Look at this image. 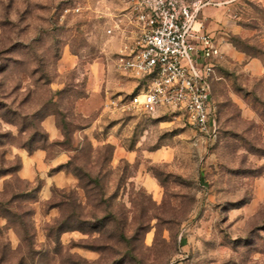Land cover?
I'll return each instance as SVG.
<instances>
[{"label":"rangeland","instance_id":"rangeland-1","mask_svg":"<svg viewBox=\"0 0 264 264\" xmlns=\"http://www.w3.org/2000/svg\"><path fill=\"white\" fill-rule=\"evenodd\" d=\"M230 13L209 138L180 110L104 108L147 84L119 65L139 34L126 0H0V264H264V0ZM55 110L69 124V168L84 165L101 184L90 204L82 187L65 188L97 214L96 230L59 241L48 236L59 207L17 174L19 151L58 148L43 136ZM95 120L91 147L78 127ZM107 210L116 228L100 221Z\"/></svg>","mask_w":264,"mask_h":264},{"label":"built area","instance_id":"built-area-1","mask_svg":"<svg viewBox=\"0 0 264 264\" xmlns=\"http://www.w3.org/2000/svg\"><path fill=\"white\" fill-rule=\"evenodd\" d=\"M126 3L139 34L134 46L119 55V65L147 84L127 99L109 96L105 108L147 113L163 107L180 110L200 135L213 137L217 115L212 88L223 51L212 34L197 25L210 0Z\"/></svg>","mask_w":264,"mask_h":264},{"label":"crops","instance_id":"crops-1","mask_svg":"<svg viewBox=\"0 0 264 264\" xmlns=\"http://www.w3.org/2000/svg\"><path fill=\"white\" fill-rule=\"evenodd\" d=\"M237 1L238 0H210V3L202 9L197 22V25H202L204 30L212 34L223 52H232L227 34L230 30L235 29L230 10ZM85 100L86 98L78 100L77 107L79 112L85 116H89L90 113L88 111L80 108ZM106 100L107 99H105L104 102H106ZM97 124L95 120L79 130L93 139L94 131L98 126ZM43 126L51 141H57L63 138V133L57 124V119L54 114H49L43 119ZM107 140L110 139L108 138ZM18 154L21 158V164L17 170V174L19 177L30 182L41 180L42 185L39 190L41 200L49 199L52 196L53 187H78L79 178L74 173L61 166L69 158L67 150L61 149L57 150L54 154H50L48 149L37 148L32 152L27 150L19 151ZM4 179V177L0 178V186L3 185ZM57 212V210L52 211L53 214ZM75 231L77 230L66 231L63 233V236L66 234L73 236L72 234ZM79 248L94 253V251L90 249H85L83 247Z\"/></svg>","mask_w":264,"mask_h":264},{"label":"trees","instance_id":"trees-1","mask_svg":"<svg viewBox=\"0 0 264 264\" xmlns=\"http://www.w3.org/2000/svg\"><path fill=\"white\" fill-rule=\"evenodd\" d=\"M49 114H54L56 116L57 119V124L60 127L62 133H63V138L61 140H57V141H51L48 137V133L45 130V134H43V136H45L46 141L51 142L53 145L58 146V148L56 150H54V152L52 154H54L57 150H61V149H65L68 151V145H70L72 143L71 141V135H70V130H69V124L68 122L65 121L64 117H65V113L62 110H55L52 112H48L43 114V118H42V122L43 119L49 115ZM87 125V124H86ZM84 127V126H82ZM82 127H78V128H82ZM86 138L89 140V144L91 147H93V142L91 141V139L87 136V134L82 133ZM104 146L107 147H112V145L110 143H105L103 144ZM37 148H45L48 149V147H46L45 145L42 146H37L33 149L29 148V152H32L33 150L37 149ZM74 149L79 151V143L76 144L74 146ZM49 150V149H48ZM50 153V151H49ZM51 154V153H50ZM75 157V155H71L69 154V158L68 160L63 163L61 166L65 169H67L68 171H71L72 173H74L78 178H79V185L78 187H82L85 192H86V196H87V200H88V204H90V200H91V196L94 193V188L96 185L99 186L100 188V177L98 174H94L92 171L88 170L87 168H85L84 165H76L73 169L69 168V165L72 163V159ZM21 164V160L19 163V166ZM18 166V168H19ZM18 170V169H17ZM4 172H0V175L3 174ZM19 177V175H18ZM20 179H23L21 177H19ZM8 180V178H7ZM27 185H31L32 182L23 179ZM36 186L33 187H29L28 189H26V192H32V190L34 191H38L41 188L42 182L41 180H37L36 182ZM54 190H59L58 187H53ZM61 193V198L58 201H53L54 199V194L46 200V203L49 205V207H53V206H58L60 209V215L58 217L55 218L53 223H50V226L48 227V236L52 237L54 236L56 238V240L60 239L61 234L66 232V231H71V230H81L83 232L86 233H90L93 230H96V225L94 223V220L97 219V214H95L94 211H86L84 209V204L82 202V200L79 197V192L77 188H71L69 190H66L65 188H61L60 189ZM9 202L6 201L5 204H7ZM6 212H10L11 210L7 207H5ZM100 221L103 222L104 227L105 226H112L114 228H116V216L115 214L111 211V210H107L106 213H104L101 218ZM23 222V221H22ZM23 228H24V232L26 234V225L23 222ZM101 232V231H100ZM122 234L123 231L121 232ZM31 237V236H30ZM26 239V237H23V239ZM29 242V247H31V244L33 243L31 238L28 239ZM32 250V249H31Z\"/></svg>","mask_w":264,"mask_h":264}]
</instances>
